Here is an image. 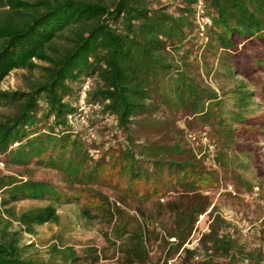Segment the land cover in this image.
Masks as SVG:
<instances>
[{
  "label": "trees",
  "instance_id": "16d2710c",
  "mask_svg": "<svg viewBox=\"0 0 264 264\" xmlns=\"http://www.w3.org/2000/svg\"><path fill=\"white\" fill-rule=\"evenodd\" d=\"M200 1L211 18L203 35ZM18 69L38 74L28 89H0V160L55 169L64 184L0 170V264L100 261L94 247L80 254L54 243L51 258L40 260L21 244L22 233L60 221V204L82 198L85 216L115 218L107 239L120 242L129 264H160L143 224L105 187L170 215L160 236L167 258L183 249L185 262L202 253L204 264H264L263 245L248 250L220 233V214L199 247L185 246L211 206L209 187L228 178L253 188L242 173L258 165L264 136V0H0V82ZM87 78V100L99 106L89 119L94 138L68 120ZM162 108L168 117L152 119ZM108 117L113 125H103ZM183 117L209 131L216 148L189 142ZM23 200L46 203L17 211Z\"/></svg>",
  "mask_w": 264,
  "mask_h": 264
},
{
  "label": "rangeland",
  "instance_id": "374dc122",
  "mask_svg": "<svg viewBox=\"0 0 264 264\" xmlns=\"http://www.w3.org/2000/svg\"><path fill=\"white\" fill-rule=\"evenodd\" d=\"M169 0H161L166 3ZM38 71L34 72L36 76ZM28 70H13L9 76L0 82V89H28V83L35 78ZM209 83L217 84L216 79L207 78ZM218 80V79H217ZM168 117L167 110L162 108L151 114L152 119L165 120ZM115 120H106L103 125H113ZM188 120L180 118L178 124L184 129V137L194 144L207 145L208 149H215L216 142L211 138L209 131H201L187 125ZM102 136V135H101ZM155 133L152 137H155ZM103 139V138H101ZM101 139H99L101 141ZM209 145V146H208ZM260 148V160L254 166L244 170L242 175L249 179L253 188L250 191H244L243 187L237 189L236 185L228 178H223L216 186L209 187L205 193L211 196V206L199 217L196 228L190 236L186 247L194 249L199 247L202 235L209 230L211 222L217 214H220L227 221L221 225L220 233H229L239 239L246 249H252L254 246H264V235L261 230L264 229V175L260 172L264 168V136L258 141ZM208 161L212 166H216L213 158L210 156ZM259 165L263 167L258 169ZM4 173L14 174L19 177H32L34 179L48 180L57 185H63L61 175L55 169L43 166L30 165L18 166L5 164L0 166ZM112 201L118 203L120 207L134 217L133 220L143 224L146 232V245L153 260L161 257L160 264H204V254L200 253L191 257L185 262V253L183 249L174 253L169 258L166 250L163 248V240L160 236L165 235L164 226L171 224L170 215L167 213L156 215V204L154 201L143 202L137 199H129L122 202L119 193L110 188H103ZM170 197V196H169ZM164 197L162 201H167ZM85 198L80 202H68L58 206L60 212V221L57 223L49 222L36 228L37 233L32 235L22 233L21 244H28V253L36 259L49 260L52 256L51 247L54 243L58 247L72 246L80 254H85V250L91 247L97 249L100 254V261L96 264H129L125 254L118 248L120 242L111 243L107 239V233L115 223V218L105 219L101 216L89 218L83 214ZM46 203L42 200H23L15 204L16 210H22L30 206ZM92 213L95 210L92 209ZM151 214H154L152 217ZM153 223L152 225H150ZM13 229H19L18 224H14ZM158 231H164L158 234ZM174 241L175 238H170ZM215 260L226 261L224 257H215Z\"/></svg>",
  "mask_w": 264,
  "mask_h": 264
},
{
  "label": "built area",
  "instance_id": "2783aa9c",
  "mask_svg": "<svg viewBox=\"0 0 264 264\" xmlns=\"http://www.w3.org/2000/svg\"><path fill=\"white\" fill-rule=\"evenodd\" d=\"M198 15V25L199 30L201 31V35H203L204 30L206 27L211 24V18L207 15L204 5L202 1L198 4L197 9ZM91 86V78H87L82 88L79 92L78 102H77V109L73 113L68 115V120L70 124H72L76 129L84 128L88 130L89 137H95V130L89 124V119L92 116V113L98 109V105L92 104L88 102V91ZM112 119L111 117L106 118V120ZM0 166L4 167L5 162L0 160Z\"/></svg>",
  "mask_w": 264,
  "mask_h": 264
}]
</instances>
